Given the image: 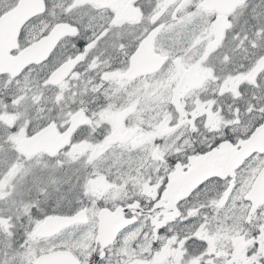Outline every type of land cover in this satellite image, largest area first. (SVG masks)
<instances>
[{
  "label": "snow or ice",
  "instance_id": "6c2138e0",
  "mask_svg": "<svg viewBox=\"0 0 264 264\" xmlns=\"http://www.w3.org/2000/svg\"><path fill=\"white\" fill-rule=\"evenodd\" d=\"M0 264H264V0H0Z\"/></svg>",
  "mask_w": 264,
  "mask_h": 264
}]
</instances>
